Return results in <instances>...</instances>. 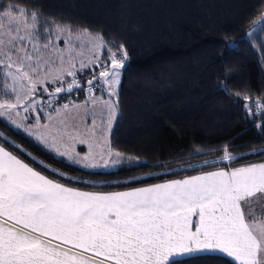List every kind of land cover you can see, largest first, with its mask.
<instances>
[{
  "label": "snow or ice",
  "instance_id": "6c2138e0",
  "mask_svg": "<svg viewBox=\"0 0 264 264\" xmlns=\"http://www.w3.org/2000/svg\"><path fill=\"white\" fill-rule=\"evenodd\" d=\"M41 17L37 10L0 5V118L73 165L108 167L123 154L109 146L108 159L103 154L97 159L89 144V152L81 155L71 146L62 148V138L40 131L49 129L40 123V97L81 87L71 57L76 49H86L91 55L79 61V71L91 68L89 91L95 84L106 91L109 99L102 103L110 129L127 49L121 44L113 50L101 33L87 28L74 31L55 20L41 25ZM257 29L264 31V16L247 35ZM260 50L264 53V46ZM65 75L72 79L65 81ZM49 84L55 87L50 90ZM254 103L255 111L247 103L243 107L264 119V99ZM62 108L67 114L70 105ZM54 111L61 115V109ZM30 113H36L34 122ZM47 119H53L51 114ZM20 151L19 144H0V264H184L212 257L264 264V212L257 219L254 211L256 205L264 207V163L232 167L235 158L227 145L219 161L227 162L225 167L110 193L82 191L49 178L24 162Z\"/></svg>",
  "mask_w": 264,
  "mask_h": 264
},
{
  "label": "trees",
  "instance_id": "16d2710c",
  "mask_svg": "<svg viewBox=\"0 0 264 264\" xmlns=\"http://www.w3.org/2000/svg\"><path fill=\"white\" fill-rule=\"evenodd\" d=\"M261 3L262 0H0V5L39 11L41 25L55 20L70 25L74 31L87 28L101 33L113 50L123 44L128 52L118 87L119 108L108 139L109 146L123 154L116 168L73 165L3 118L0 144L6 140L21 145L20 158L49 178L82 191L103 193L225 167L227 162L219 161L226 145L235 158L232 167L263 162L264 119L243 107L247 103L255 111L254 102L264 99V53L260 50L264 31L257 29L247 35L264 16V7H258ZM102 53L101 58L106 59L107 52ZM92 75L91 68L78 70L82 88L70 94L60 93L52 102L79 103L92 93L101 94L95 81L89 91L87 81ZM245 95L250 100L245 101ZM40 106L43 111L52 110L48 102ZM205 162L213 167H206ZM256 211L263 212V207L259 205ZM184 264L232 262L227 257H212L185 260Z\"/></svg>",
  "mask_w": 264,
  "mask_h": 264
},
{
  "label": "rangeland",
  "instance_id": "374dc122",
  "mask_svg": "<svg viewBox=\"0 0 264 264\" xmlns=\"http://www.w3.org/2000/svg\"><path fill=\"white\" fill-rule=\"evenodd\" d=\"M7 26V25H5ZM252 31V29H251ZM254 33V31L252 32ZM60 46L64 47V41H60ZM83 51V55H81ZM103 53H101L102 56ZM65 68L71 67L69 64L68 53L65 52ZM91 53L85 50L76 49L72 54V61L75 63V70H79V61L81 59L87 58ZM90 68V67H89ZM122 71V70H121ZM72 77L65 75L64 80L69 81ZM121 78V77H120ZM52 85V84H50ZM55 87V85H53ZM49 99L54 100L53 97L49 98L48 96L40 97L41 105L47 103ZM109 97L106 91L101 89V94L92 93L88 95L82 102H71L64 103L69 104L70 108L67 110V114L64 113L62 106L64 104H55L52 102L50 108L51 111H42L41 124H48L49 129H40L42 132H50L51 135L57 136L58 140L62 138L61 147L71 146L75 152L80 153L81 155L87 154L89 152V144L92 145L91 152L93 155L99 159L100 155L103 154L105 159H108L107 148L109 147V128L107 124V113L103 100H108ZM115 100L114 97H112ZM76 106V107H72ZM54 109H61V115L58 117ZM40 114V113H39ZM51 114L53 117L52 120L47 119L48 115ZM25 115V113H21ZM29 120L34 122L36 113H30ZM45 120H43L42 119ZM61 119L64 120V124H61ZM44 122H43V121ZM93 120H95V125H93ZM113 124V122H112ZM111 124V127H112ZM110 127V128H111ZM94 132V134H93ZM51 139V137H49ZM81 140L85 141L81 143ZM122 158L113 157L109 161L108 167H97L91 169H100V170H110L117 167L121 163ZM257 215V214H256ZM259 216V215H257ZM260 219V218H257Z\"/></svg>",
  "mask_w": 264,
  "mask_h": 264
},
{
  "label": "crops",
  "instance_id": "0c3cea01",
  "mask_svg": "<svg viewBox=\"0 0 264 264\" xmlns=\"http://www.w3.org/2000/svg\"><path fill=\"white\" fill-rule=\"evenodd\" d=\"M259 163H264V161H263V162H259ZM259 163H256V164H259ZM239 167H240V166H239ZM213 170H217V169H213ZM213 170H211V171H213ZM199 174H201V173H199ZM199 174H195V175H199ZM258 207H259V205H256V206L254 207V211H255V213H256L257 215H259V216H257V218H261V217H260V213H258V211H256ZM259 212H260V211H259Z\"/></svg>",
  "mask_w": 264,
  "mask_h": 264
},
{
  "label": "water",
  "instance_id": "95a60500",
  "mask_svg": "<svg viewBox=\"0 0 264 264\" xmlns=\"http://www.w3.org/2000/svg\"><path fill=\"white\" fill-rule=\"evenodd\" d=\"M81 85V84H80ZM82 88V85H81V87L80 88H76V89H74L72 92H74V91H76V90H79V89H81ZM71 92V93H72ZM63 93H65V94H70V93H67V92H63Z\"/></svg>",
  "mask_w": 264,
  "mask_h": 264
},
{
  "label": "built area",
  "instance_id": "2783aa9c",
  "mask_svg": "<svg viewBox=\"0 0 264 264\" xmlns=\"http://www.w3.org/2000/svg\"><path fill=\"white\" fill-rule=\"evenodd\" d=\"M72 79V78H71ZM263 212H264V207H263Z\"/></svg>",
  "mask_w": 264,
  "mask_h": 264
}]
</instances>
